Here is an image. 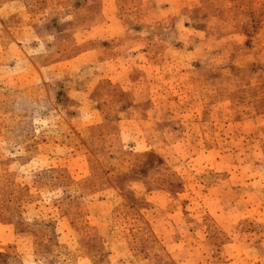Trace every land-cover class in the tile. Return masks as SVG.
Listing matches in <instances>:
<instances>
[{
	"label": "rangeland",
	"instance_id": "obj_1",
	"mask_svg": "<svg viewBox=\"0 0 264 264\" xmlns=\"http://www.w3.org/2000/svg\"><path fill=\"white\" fill-rule=\"evenodd\" d=\"M0 264H264V0H0Z\"/></svg>",
	"mask_w": 264,
	"mask_h": 264
}]
</instances>
